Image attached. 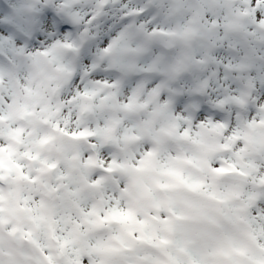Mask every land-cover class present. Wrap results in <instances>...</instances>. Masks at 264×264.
Here are the masks:
<instances>
[{
	"label": "snow or ice",
	"instance_id": "6c2138e0",
	"mask_svg": "<svg viewBox=\"0 0 264 264\" xmlns=\"http://www.w3.org/2000/svg\"><path fill=\"white\" fill-rule=\"evenodd\" d=\"M0 264H264V0H0Z\"/></svg>",
	"mask_w": 264,
	"mask_h": 264
}]
</instances>
